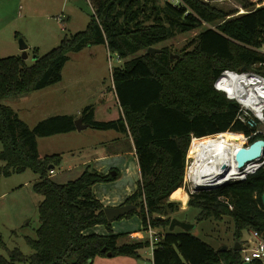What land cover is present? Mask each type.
Returning a JSON list of instances; mask_svg holds the SVG:
<instances>
[{
	"label": "trees",
	"instance_id": "trees-1",
	"mask_svg": "<svg viewBox=\"0 0 264 264\" xmlns=\"http://www.w3.org/2000/svg\"><path fill=\"white\" fill-rule=\"evenodd\" d=\"M157 1L95 0L87 27L64 36L58 46L43 55L35 48L33 63L22 55L0 56V100L22 97L62 81L70 52L104 44L125 59L112 73L122 115L97 120L94 107L88 105L80 117L93 128L114 129L133 139L141 178L122 204L136 208L117 219L138 215L144 229L152 226L165 230L171 214L182 210L180 201L169 197L184 184L193 136L229 129L246 134L254 131L237 119L239 102L217 89L215 83L225 69L264 74V52L260 50L264 46V4L243 0L246 11L235 14L205 0H183L181 5L168 1L159 5ZM150 10L158 16L153 23H145L142 14L150 17ZM197 28L201 31L194 47L178 53L179 57L172 58L168 47L148 52L177 32ZM76 118L73 114L53 115L30 127L13 107L0 103V181L30 169L38 174L33 189L43 195L38 205L37 237H27L33 253L26 255L16 247L10 250L9 258L0 254V264L26 260L31 264H94L96 257L107 256L109 251L112 256L140 257L139 250L151 244L150 239L120 243L126 233H114L112 223L116 219L107 217L106 206L94 191L97 183L117 180V168L113 175L87 165L78 177L66 182L51 176L50 171L61 165L63 156H42L39 138L76 130ZM241 132L226 133L230 138H241ZM261 137L263 133L253 141ZM263 193L264 166L247 179L191 192L188 207L200 210L196 223L232 218L235 239L242 245L244 229L257 230L264 237ZM99 224L107 228V234L86 232ZM160 235L153 249V264L244 263L242 249L222 251L189 231L166 230ZM251 264L264 262L254 260Z\"/></svg>",
	"mask_w": 264,
	"mask_h": 264
},
{
	"label": "rangeland",
	"instance_id": "rangeland-1",
	"mask_svg": "<svg viewBox=\"0 0 264 264\" xmlns=\"http://www.w3.org/2000/svg\"><path fill=\"white\" fill-rule=\"evenodd\" d=\"M165 1L158 0L157 2L159 5H163ZM205 1L235 14L246 11L243 0ZM249 1L257 5L264 4V0ZM95 6V0H0V56L22 55L20 40L23 39L29 45L27 62L33 63L36 56L35 48H38L39 54L43 55L58 46L64 36L84 30L94 13ZM149 13H151L150 17L142 14L145 23H153L158 16L156 11L150 10ZM200 31L201 28L188 32H177L175 36L158 43L155 47H168L172 53L178 54L185 49L194 47L195 39ZM123 60L125 61L117 53L109 51L104 44L86 47L79 52H70V59L63 69L62 81L32 91L22 97L3 98L0 103L13 107L30 127H34L39 121L53 115L73 114L78 117L77 114H80L83 108L88 105L97 106L101 98L109 100L107 106L113 108L112 73L114 68L123 64ZM258 128H262L264 131V123L259 124ZM92 132H95L93 127L86 128L83 133H80L82 135L77 142L61 134L56 137H40V148L44 153L42 155L59 151L65 144H81L83 141H91L96 138L95 133ZM2 149L3 143L0 140V151ZM68 155L69 157L73 156ZM193 157L195 160L196 157ZM60 169L61 167L58 166L55 169V174L50 171L56 181H66L78 177L76 172L67 176H64L63 173L58 174L57 172H61ZM37 177L38 174L28 169L22 173L2 177L0 181V235L4 241L3 244H0V254L7 258H9L10 250L16 247L26 255H30L34 251L29 245L27 237L36 238V229L40 225L38 205L39 201L43 199V195L33 189V183ZM126 181L127 177L123 175L121 184H125ZM183 185L185 186V184ZM187 193L190 198L191 192L188 189ZM169 199L174 200L170 197ZM176 201H180L182 210L172 213V218L178 217L184 221L196 222V216L200 210L188 207L186 198ZM138 218L140 217L135 215L130 218L116 219L119 223L116 224L115 230L121 232L120 224H124L126 222L124 220L130 219L128 222L134 223V227H139ZM141 229L144 234L142 238L133 237L131 232H121L126 235L120 238V243L150 239L149 232L144 228ZM166 230L186 232L180 226H176L173 230L170 229V226L165 230L157 228L160 233H164ZM189 232L209 242L217 249L223 245L231 247L236 243L235 223L230 217H225L223 220L212 218L200 221ZM160 233L158 236H161ZM250 239H253L252 230L244 229L241 237L242 245L244 246ZM139 253L140 257L130 255L98 256L94 264H153L152 244L140 249ZM99 260H104V262H99ZM19 264H31V262L26 260Z\"/></svg>",
	"mask_w": 264,
	"mask_h": 264
},
{
	"label": "crops",
	"instance_id": "crops-1",
	"mask_svg": "<svg viewBox=\"0 0 264 264\" xmlns=\"http://www.w3.org/2000/svg\"><path fill=\"white\" fill-rule=\"evenodd\" d=\"M124 61V60H123ZM114 89V84H113ZM114 92V104L113 108L111 106H107L109 100L102 99L99 101V104L94 107L95 118L97 120H114L118 119L122 115V108L120 106L117 93L115 89ZM81 114V113H80ZM80 114H77L80 117ZM101 116V117H100ZM104 116V118H103ZM102 118V119H101ZM91 127V126H88ZM86 127V128H88ZM82 130H74L67 133H60L61 135H65L64 137H68L73 139V141L77 142L81 137L80 133H83L85 129ZM96 135V138L87 141L81 142V144H65L59 151H53L51 153H60L63 156L62 163L60 165L61 172H57L58 174L63 173L64 176L76 172L78 176L84 171L87 165H91L93 168L108 173L113 169H118L120 171V177L117 180L111 182H101L97 183L94 186V191L99 199L105 204V206H118L121 205L125 199L130 196L138 187V182L141 178L140 167L138 164V158L136 153V148L131 136L120 133L114 129L109 130H101L93 128ZM59 134H55L48 137H56ZM47 137V138H48ZM39 151L40 154H44L41 151L40 143H39ZM68 154L73 155L69 157ZM45 156V155H42ZM73 160V161H72ZM56 173V170L53 172ZM53 174V176H54ZM127 177V181L125 184H121V179ZM56 176V175H55ZM122 176V178H121ZM38 177L36 178V180ZM69 180V179H68ZM66 180V181H68ZM59 181V182H66ZM40 202V201H39ZM139 220V227H134V223L128 222L130 220H124V224H120L119 230L121 232H131L133 237H144L142 234L143 224L142 220ZM119 223L118 220H114L113 230L114 233H121L120 231L115 230L116 224ZM139 228V229H138ZM87 233L96 232L101 234H107V228L102 225H96L86 231ZM101 257V256H99ZM97 258V257H96ZM97 260V259H96ZM95 261V260H94ZM104 262V260H99V262Z\"/></svg>",
	"mask_w": 264,
	"mask_h": 264
},
{
	"label": "bare ground",
	"instance_id": "bare-ground-1",
	"mask_svg": "<svg viewBox=\"0 0 264 264\" xmlns=\"http://www.w3.org/2000/svg\"><path fill=\"white\" fill-rule=\"evenodd\" d=\"M219 88L226 89L231 95L243 101H252L255 112L264 120V79L258 76L222 75L217 83ZM245 143L244 138H230L225 132L218 138L205 137L191 143L189 154L196 159L193 162L191 175L196 186H211L222 182V166L231 167L230 177L236 171L235 153ZM235 167V168H233ZM228 177V178H229ZM170 198L189 200L184 185L174 189Z\"/></svg>",
	"mask_w": 264,
	"mask_h": 264
},
{
	"label": "built area",
	"instance_id": "built-area-1",
	"mask_svg": "<svg viewBox=\"0 0 264 264\" xmlns=\"http://www.w3.org/2000/svg\"><path fill=\"white\" fill-rule=\"evenodd\" d=\"M166 1L170 2L173 5L184 4L183 0H166ZM260 50L264 52V46L262 48H260ZM225 74L226 75H238V76L239 75L240 76H242V75L258 76V77H261L264 79V74L258 73V72L253 71V70L237 71V70H232V69H225L221 73L219 78ZM219 78L216 80V83H215L216 88L224 91L229 98L236 99L239 102L240 109H239V112L237 115V119L248 124L250 128L254 129V131L251 134H246L245 132L234 131V130L229 129L227 131L210 134V135L203 136V137L193 136L191 143L195 139H203L205 137L218 138V137H221V135L224 134L225 132H241L244 135L243 138L245 141V143L242 146H249L252 142H254L253 141L254 136H256L259 133L264 134V131L262 130V128H258L259 124L264 123V120L260 116H258V114L255 112V110L253 108V102L252 101H250V100L249 101H243V100L239 99L238 97L231 95L226 89L219 88L217 85ZM263 113H264V111H263ZM190 147H191V145H190ZM193 162H194V157H191V155L188 154L187 162H186V173H185V178H184V184H185V188L187 187V189L190 192L198 191V190H195V187H197L196 181L193 179V177L191 175ZM263 166H264V152L260 158L246 163L245 166H243L242 168L238 167L237 162H236V171L230 177L228 176V174H231L230 173L231 167H227L225 169H222L223 172L221 173L220 177H223V181L216 183L214 185H211V188L202 189V190L214 189V188L219 187L221 185H224L230 181L247 179L250 175L257 172ZM233 168H235V167H233ZM51 172L53 173L54 169H52ZM146 230L150 234V241H151V244H152L153 249H154L155 241L158 242L160 239V236H158L159 232L157 231L156 228H154L152 226H149L148 229H146ZM252 234H253V239H250L249 241H247V243L242 247L244 262H246V261L252 262L254 260H260V261L264 262V237L257 230H252Z\"/></svg>",
	"mask_w": 264,
	"mask_h": 264
},
{
	"label": "water",
	"instance_id": "water-1",
	"mask_svg": "<svg viewBox=\"0 0 264 264\" xmlns=\"http://www.w3.org/2000/svg\"><path fill=\"white\" fill-rule=\"evenodd\" d=\"M20 48L23 51L22 53V57L24 59L28 58V48L29 45L27 44V42H25L23 39L20 40ZM162 48H158L155 46H152L148 49V52L150 53H155L157 51H161ZM171 57H179V54H174L171 53ZM37 58V55L35 56V59ZM75 123H76V127L78 130H82L88 126H90L89 123H85L83 121L82 117H78L75 119ZM264 152V137H261L257 140H255L254 142H252L249 146H241L237 149L236 153H235V160L237 162L238 167L242 168L243 166H245L246 163L253 161L255 159L260 158L263 155ZM53 167V166H51ZM228 166L225 164L222 166V169L227 168ZM113 175L117 174L116 170H111ZM211 188V186H197L195 187V190H202V189H208ZM262 199L264 202V193L262 195ZM136 208V205L134 204H121L118 206H106L105 208V212L107 217L110 220H114L117 219L119 217H121L122 215H125L127 213H129L130 211H132L133 209ZM197 225L196 222H188V221H184L179 219L178 217H173L170 223V229L173 230L176 226H180L182 228H184L186 231H189L193 228H195ZM239 245V241H237V245L234 247L236 250H240L241 246ZM228 245H223L220 250L224 251L228 248ZM104 250H106V248H104ZM109 256H112V252L109 251L108 252ZM91 262V260L89 261ZM243 264H251V262H244Z\"/></svg>",
	"mask_w": 264,
	"mask_h": 264
},
{
	"label": "flooded vegetation",
	"instance_id": "flooded-vegetation-1",
	"mask_svg": "<svg viewBox=\"0 0 264 264\" xmlns=\"http://www.w3.org/2000/svg\"><path fill=\"white\" fill-rule=\"evenodd\" d=\"M236 245H237V239H236V243L234 244V246H231V247L234 248ZM238 246H241V249H242V245L239 244ZM234 249H235V248H234Z\"/></svg>",
	"mask_w": 264,
	"mask_h": 264
}]
</instances>
